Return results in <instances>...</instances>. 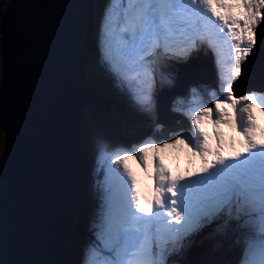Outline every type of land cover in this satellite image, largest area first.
<instances>
[{"label":"snow or ice","instance_id":"snow-or-ice-1","mask_svg":"<svg viewBox=\"0 0 264 264\" xmlns=\"http://www.w3.org/2000/svg\"><path fill=\"white\" fill-rule=\"evenodd\" d=\"M261 24L264 0H127L112 8L106 56L121 79L142 86L133 97L141 108L152 107L147 89L155 61L187 60L205 43L216 53L223 95L213 91L208 102L214 108L200 106L189 113L192 135L179 132L164 143L149 137L138 146L115 151L103 146L109 153L102 156L109 173L120 174L122 169L128 179L122 182L119 201L109 195L84 264H176L174 254H184L209 227L216 233L239 231L242 264H264V127L253 110L264 113V85L246 94H237L233 87L252 63L248 58L264 56V29L257 36ZM225 44L230 49L227 74ZM222 125L238 138L226 139ZM170 148L186 150L190 163L199 159V168L173 175L160 155ZM150 149L154 184L151 193L144 194L126 161L138 160L146 170Z\"/></svg>","mask_w":264,"mask_h":264},{"label":"water","instance_id":"water-1","mask_svg":"<svg viewBox=\"0 0 264 264\" xmlns=\"http://www.w3.org/2000/svg\"><path fill=\"white\" fill-rule=\"evenodd\" d=\"M92 1L7 0L0 14V264L63 262L81 108L107 104L87 73Z\"/></svg>","mask_w":264,"mask_h":264},{"label":"rangeland","instance_id":"rangeland-1","mask_svg":"<svg viewBox=\"0 0 264 264\" xmlns=\"http://www.w3.org/2000/svg\"><path fill=\"white\" fill-rule=\"evenodd\" d=\"M110 1V0H109ZM107 2V4H103L106 6L104 9H102V13L97 10L96 6L92 9L93 10V15L94 19L99 16L100 19V27L97 29L95 27V22H94V31L96 38L92 44V50L90 51V55L87 60V72L90 75V83L92 84V87L100 92L102 95H104L107 99V104L103 106L92 104L98 107L96 111L98 113H93V109L91 108L92 105H90V108L86 105H83V112L85 122L83 121L82 114L80 116V124H79V146L81 142H84L86 146H83V170L85 171L82 173L83 175L80 174V171L77 169V164L79 162L80 158V153L78 150V156H77V163H76V173H75V181H76V187L74 188L72 192V198H75L76 194V199L78 202V211L74 212L73 211V205H72V212L74 214V224L76 221L79 219V225L81 228V232L78 233V235L75 237V241L72 242L73 245V259L71 264H84V257L85 253L89 249L90 245L93 243L95 240V233L97 229L100 226L101 218L102 215L106 212L107 206L105 205L104 202V193L101 192L100 198L96 195V181L101 178L100 171H105L106 169V174H108V164L106 161H102V156L104 154H109L107 151H102V148L104 145L109 146V149L111 151H115L117 148H131L132 146H138L141 144L145 139L151 137L153 140H156L157 142H167L171 139L175 138V135L172 138L168 139H157V136L154 134H149L147 136H140V138L135 142V143H128V141H122L121 139H114L113 137H110L109 134H112L114 129L118 130H132L134 127L137 125H151L154 124L156 128L159 126L158 122L156 119L159 117L161 119V115L159 114V101H160V92L162 90L169 91L168 94L172 97L171 101L167 99L166 104L164 108L162 109L163 112V119L167 121L168 124H170L173 119L177 118V115H180L176 112H180L181 117L179 118L180 120L186 119L185 117H189V113L194 114L195 111H198L201 104L206 106H210L214 108V105L210 104L209 97L210 94L213 91H216L218 95H223V93L219 92L220 84L221 81L220 75L213 78L210 74H212L211 71V65L209 62V59L207 57H196L195 51H193L191 54H193L194 60H188L189 63L195 62V66H185V68H195L198 69L201 72V76L196 75L193 80L190 79H185L183 83L180 85L179 82L177 81L176 78V83L177 85L174 86L173 84L175 83V77L173 75V72L170 71H161L165 70L164 67L165 64H161V67L159 70L155 71L154 75H152V84L153 87L148 90L149 93L152 96V107L150 111H146L143 108H141L138 104H136L133 100L134 93L136 91H139L140 88L142 87L140 84L137 85H131L135 91H124V86L122 85H116L113 82V76L111 72V68H108L109 65L105 63L103 57L101 56L100 53H98V40L104 39V34L103 31L104 25H106L107 21V15H108V4L110 2ZM117 4L121 3H127L126 0H116L115 1ZM0 3H3V1L0 0ZM1 14V13H0ZM104 18V19H103ZM262 25V24H261ZM1 36V34H0ZM1 47V45H0ZM102 49V48H101ZM201 52V51H200ZM205 54H208L207 52H204ZM228 51L225 54V59L226 62H228L227 58ZM176 61V58H173ZM161 60H163L161 58ZM167 60V59H164ZM187 60H184L183 62H186ZM207 61V62H206ZM247 63V62H246ZM199 66V68L197 67ZM228 69V63L225 65ZM177 67V66H176ZM176 67L174 68L176 70ZM214 67V66H213ZM226 67L224 70H226ZM182 68V67H181ZM95 72V74H94ZM0 73H1V57H0ZM250 74L249 78H242L243 75L239 78L234 80V91L237 94H240L241 91L243 90H250V89H260L262 85H264V76H262L261 72H252V69L250 67V64L245 69V75ZM157 76V77H156ZM161 76V77H159ZM164 76V77H162ZM1 78V76H0ZM156 79V80H154ZM162 79H167L165 83L167 85H159L160 87H169L172 86L170 90L166 89H161L159 92L158 90L160 88H155L154 84H158L159 80ZM210 81V83L208 82ZM191 81V83H188L187 88L185 91H182L184 88V85L186 82ZM127 85H130L128 82L126 83ZM178 84L180 86H178ZM208 85V86H207ZM195 89V91H193ZM121 92V93H120ZM201 92V93H200ZM177 93L176 95H174ZM247 93V92H246ZM244 93V94H246ZM201 94V97H200ZM203 94L206 95V101L203 97ZM182 97V98H181ZM169 98V97H168ZM183 101H186L187 103L184 104L182 103ZM198 103V104H197ZM199 106V107H198ZM86 107V110L84 111ZM91 109V110H90ZM173 109H178L181 111H173ZM259 110L258 108H254ZM112 114H111V113ZM110 113V114H109ZM104 115V120L106 119L107 124L104 126L102 125V120L98 121L97 127L101 129L100 131V138L94 139L93 136L90 135V125L92 126L96 124V118L93 115ZM168 114L171 116V118L168 120ZM112 115V116H110ZM178 119V121H180ZM162 120V119H161ZM191 121V119H190ZM89 126V127H88ZM145 127V126H144ZM182 129H179L178 132H185L186 135H192L193 134V126H192V121L189 122L187 119L184 121L182 124ZM224 126H221V130L224 132ZM208 130L211 132L212 128L209 126ZM88 132V133H87ZM128 133V132H127ZM225 133V132H224ZM176 134V133H175ZM226 134V139H227V133ZM92 138V139H90ZM195 137L193 136V139ZM93 141H95L93 143ZM3 132L0 127V158L3 154ZM86 151V153H85ZM166 153L170 156V158L173 159L172 155L170 154V149H166ZM182 153H180L179 156H181ZM148 156L152 157V160L147 162V164L151 165V168H153V150H149ZM178 156V155H177ZM190 158V157H189ZM128 162L129 165H133L134 169L141 173L146 179H148V173L147 169L145 170L144 167L141 166L139 163V166L135 163L134 159L129 157V159L126 161ZM99 169V171H98ZM106 178V175H105ZM103 179V181L105 180ZM102 181V182H103ZM101 182V183H102ZM99 185V188L101 190H104L101 184ZM109 187V186H108ZM115 189V188H112ZM75 199V200H76ZM100 199V201H99ZM101 202V203H100ZM78 227L77 225H75ZM214 231L209 230L208 228H205L202 230V232L196 236V238L193 241H196L200 238L207 237L208 235L212 234ZM239 236L238 239V248L236 249V262L234 264H242V261L244 259V250H243V245L244 241L242 238V234L240 232L236 233V237ZM200 243V242H199ZM216 252V251H215ZM179 262H181L184 258L180 253H176Z\"/></svg>","mask_w":264,"mask_h":264},{"label":"trees","instance_id":"trees-1","mask_svg":"<svg viewBox=\"0 0 264 264\" xmlns=\"http://www.w3.org/2000/svg\"><path fill=\"white\" fill-rule=\"evenodd\" d=\"M5 2H6V0H5ZM4 5H5L4 2L0 3V13L2 12V10L4 8ZM202 53H204V52H202ZM195 55H196V57H204L199 52L198 53L196 52ZM176 66H177V62L172 61L171 62L172 72L175 71L174 68ZM179 66H180V64H178L177 67H179ZM185 66H183V67H185ZM183 67H182V71H183ZM169 96L170 95L167 94V97H169ZM170 118H171V116L168 114V120ZM163 121H165V120L163 119ZM184 121L183 120H180V121L177 120L176 122L170 123V124H163V123L160 124L159 123L160 125L155 129L153 128L152 130H151V127H147L146 125L140 124V125H137L136 127H134L132 130H118L117 129L116 134L118 136L123 137L128 142L133 141V140L139 138L140 136L147 135L149 133L154 134L157 137H160L162 139H167L169 137H173L175 135V133H179L178 132L179 126H182ZM165 122H167V121H165ZM1 129H2V127H1ZM2 132H3V130H2ZM4 139H5V136L3 134V141H4ZM81 152L82 151L80 150V160L81 159L83 160ZM79 165H80V161H79ZM79 171L81 174L82 172H81L80 167H79ZM75 199H76V194H75V198L74 199L72 198V205H73V211L77 212L78 211V208H77L78 202H77V199L76 200ZM78 223H79V219L75 223V225H77L78 227H76L75 225L72 226L75 237L78 235L79 232H81V228H80V225ZM209 230H213V229L210 228ZM238 232L239 231H237L235 229H233L227 233L213 232L214 234L212 233V234L208 235V238L203 236V238H200L196 241H193L192 244L190 245V247L184 251V254H182L184 259L180 262V264H234L236 262V251H237L236 249L238 248L239 236L236 237L235 240H234V238L236 236V233H238ZM75 237H72L70 242L75 241ZM72 248H70V250H72ZM72 257H73V253H72ZM69 258H70V255H69V251L67 250L66 259H69Z\"/></svg>","mask_w":264,"mask_h":264},{"label":"bare ground","instance_id":"bare-ground-1","mask_svg":"<svg viewBox=\"0 0 264 264\" xmlns=\"http://www.w3.org/2000/svg\"><path fill=\"white\" fill-rule=\"evenodd\" d=\"M109 0H103V1H98V0H94V1H92V6H96V8H97V10L100 12V14L102 13V9H104L106 6H104V8H103V4H107V2H108ZM116 1V0H115ZM109 2H111V0L109 1ZM125 5H126V3H124ZM104 19V18H103ZM94 22H95V27L98 29L99 27H100V19H99V16L97 17V18H95L94 19ZM261 29H264V24H262V25H260V27L257 29V36H258V39H259V36H260V33H261ZM229 47V46H228ZM101 54H102V56H103V58L105 59V60H107V66L109 65V67L108 68H111V65H110V63H109V60H108V57L106 56V48H105V45H104V43H103V45H101ZM229 49V48H228ZM195 51H201V52H207L209 55H211V56H213L215 59H216V61H217V56H216V53L213 51V49L212 48H210L209 46H208V48L206 49V50H201V49H197V50H195ZM228 51H230V49L228 50ZM229 57V52H228V54H227V58ZM194 58H196V57H194L193 56V54H191L189 57H188V59H187V61L190 59V60H194ZM201 58V57H200ZM250 61H252V63L250 64V67H251V69H252V72H261V74H262V76H264V56H262V55H257L255 58L254 57H249L248 58ZM177 60H179V61H181V62H183L184 60H182V59H177ZM207 62V61H206ZM227 63L228 62H226L225 63V65H227ZM246 63V62H245ZM247 66H248V64H247ZM198 68H199V66H197ZM226 67V66H225ZM227 71H228V69H227V67H226V70H224V73L226 74L227 73ZM89 72V71H88ZM87 72V73H88ZM111 72H112V74H113V76H115L114 78H113V82L116 84V85H122V86H124V91L126 92L127 91V89H129L128 91H135L134 89H133V87L131 86V85H137L138 83H136L135 81L131 84V85H127L126 83H127V81H125V80H123V79H121L120 78V76L119 75H117L113 70H112V68H111ZM210 72H212V74H210L211 76H212V78H213V74H214V77H216V79H217V76H219V75H221V73H220V70H219V68H218V66H217V63L216 64H214V67H211V71ZM196 75H199L200 77H202L201 76V72L198 70V69H195V68H185V67H183V71H182V68L180 69V71L178 72V75H177V81L179 82V84L181 85L182 83H183V81L185 80V79H190V80H193L194 79V77H196ZM249 76H250V74H247V75H243V77L242 78H246V77H248L249 78ZM153 77V76H152ZM157 77V76H156ZM159 77H161V76H159ZM162 77H164V76H162ZM88 78H90V75H89V73H88ZM153 80V79H152ZM154 80H156V79H154ZM167 79H162V80H159L158 81V84L156 85V84H154V86H155V88H161L159 85H167V83H165V81H166ZM219 81H220V79H219ZM89 82H90V79H89ZM191 82V81H190ZM153 83V82H152ZM178 84V86H180ZM92 85V84H91ZM153 87V84H151V86H150V88H148L147 90H150L151 88ZM163 87V86H162ZM168 92L169 91H165V90H162L161 92H160V101H159V110H158V112H159V114L161 115V119L163 120V112H162V109L164 108V106H165V104H166V101H167V99H168V97H167V94H168ZM121 93V92H120ZM136 94V92L134 93V95ZM172 96V95H171ZM171 96H169V98L171 97ZM182 98V97H181ZM182 103H184V104H186L187 102L186 101H183ZM198 104V103H197ZM103 107H105V106H103ZM90 108V107H89ZM92 109H93V113H98L97 111H96V109H98V107L97 106H95V105H92V107H91ZM91 110V109H90ZM111 113V112H110ZM109 113V114H110ZM84 114H85V112H83L82 111V118H83V121L85 122V118H84ZM112 114V113H111ZM80 116H81V114H80ZM93 116H95V118H96V124H94L93 125V123H92V126L90 125V135L91 136H93L94 137V139H98V138H100V131H101V129L100 128H98L97 127V124H98V121L99 120H102V125L104 126L105 124H107V125H109L108 123H107V121H106V119L104 120V115H99V114H97V115H93ZM110 116H112V115H110ZM165 122V121H164ZM89 127V126H88ZM88 133V132H87ZM90 139H92V138H90ZM95 141H93V143H94ZM83 146H86L85 144H84V142H81L80 143V146H79V153H80V150L82 151L81 152V154H82V158H84V156H83V153H84V150H83ZM85 153H86V151H85ZM79 161H80V165H79V162H78V164H77V169L79 170V167H80V169H81V172L83 173L84 171H85V169L83 170V160L81 159L80 160V158H79ZM128 163V162H127ZM198 164L200 165V161L198 160ZM113 168H117L118 166H116V165H113L112 166ZM148 170H147V175H148V177L150 178L151 177V174H152V171H153V169H154V164H153V168H151V165L149 164L148 165ZM135 172L138 174L139 172L137 171V169L135 170ZM82 173H81V175H82ZM123 178H122V176H121V172H120V174H117V173H115V172H113V173H109V171H108V174H106V178H105V180L101 183V184H103L102 185V187H103V189L105 190V191H107V192H112L113 193V195L115 196V198L117 199V201H119L122 197H123V195H124V187H123ZM111 185V188L110 187H108V186H110ZM112 188H115V189H112ZM104 200H105V196H104ZM99 201H100V199H99ZM101 203V202H100ZM107 204H108V202L105 204L106 206H107ZM67 236V235H66Z\"/></svg>","mask_w":264,"mask_h":264},{"label":"clouds","instance_id":"clouds-1","mask_svg":"<svg viewBox=\"0 0 264 264\" xmlns=\"http://www.w3.org/2000/svg\"><path fill=\"white\" fill-rule=\"evenodd\" d=\"M1 1H3L4 3H5V0H1ZM7 1V0H6ZM92 24H93V26H94V15H93V21H92ZM209 62H210V65L213 67L214 66V64H215V61L214 60H212V59H209ZM92 104V103H91ZM85 105H87V104H85ZM105 155V154H104ZM71 209H72V203H71ZM73 247V245H71V248ZM74 248V247H73ZM73 248H72V250H73ZM72 250H69V255H70V258L69 259H66V252H67V250H64V256H63V262H62V264H71L72 263V259H73V257H72V253H73V251Z\"/></svg>","mask_w":264,"mask_h":264}]
</instances>
